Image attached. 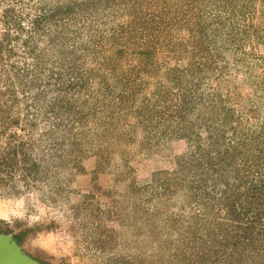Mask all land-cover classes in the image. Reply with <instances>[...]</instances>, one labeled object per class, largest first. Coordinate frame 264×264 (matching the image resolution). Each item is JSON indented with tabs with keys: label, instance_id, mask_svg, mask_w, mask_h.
Returning <instances> with one entry per match:
<instances>
[{
	"label": "rangeland",
	"instance_id": "rangeland-1",
	"mask_svg": "<svg viewBox=\"0 0 264 264\" xmlns=\"http://www.w3.org/2000/svg\"><path fill=\"white\" fill-rule=\"evenodd\" d=\"M0 233L264 264V0H0Z\"/></svg>",
	"mask_w": 264,
	"mask_h": 264
},
{
	"label": "water",
	"instance_id": "water-1",
	"mask_svg": "<svg viewBox=\"0 0 264 264\" xmlns=\"http://www.w3.org/2000/svg\"><path fill=\"white\" fill-rule=\"evenodd\" d=\"M0 264H39L8 234L0 233Z\"/></svg>",
	"mask_w": 264,
	"mask_h": 264
}]
</instances>
